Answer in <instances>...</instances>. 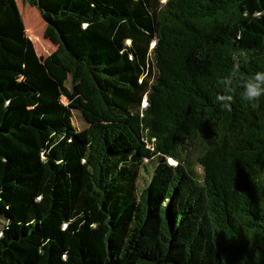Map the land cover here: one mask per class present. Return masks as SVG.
<instances>
[{
  "label": "trees",
  "instance_id": "obj_1",
  "mask_svg": "<svg viewBox=\"0 0 264 264\" xmlns=\"http://www.w3.org/2000/svg\"><path fill=\"white\" fill-rule=\"evenodd\" d=\"M24 1L89 127L0 0V264H264V0Z\"/></svg>",
  "mask_w": 264,
  "mask_h": 264
},
{
  "label": "rangeland",
  "instance_id": "obj_2",
  "mask_svg": "<svg viewBox=\"0 0 264 264\" xmlns=\"http://www.w3.org/2000/svg\"><path fill=\"white\" fill-rule=\"evenodd\" d=\"M16 1L18 3L19 10L24 21L26 35L32 41L36 53L44 63L49 75L54 78L60 85L61 100L71 109L74 122L78 130L81 132L88 130L89 124L87 123L81 108L82 97L80 92V80H73L68 70H63L52 63L51 56L55 52L56 46L44 36L46 23L40 16L38 9L34 5H30L24 0ZM134 134L139 136L138 140L140 142L144 141L147 149V152L145 154L149 155L145 156L144 159L149 158L151 155V148L149 147L150 145L146 143V138H144L143 134L140 135V131H135ZM197 143V140H192L188 143L186 142L183 147V152L189 153L191 165L193 166L197 174H201L202 169L196 162V154L198 153L199 149V145ZM169 162L176 163L172 159H169ZM147 172H152V166L149 167ZM147 172L142 171L141 175H139L138 187L145 185L148 181L149 175ZM2 220L3 219L0 218V232L5 224Z\"/></svg>",
  "mask_w": 264,
  "mask_h": 264
},
{
  "label": "clouds",
  "instance_id": "obj_3",
  "mask_svg": "<svg viewBox=\"0 0 264 264\" xmlns=\"http://www.w3.org/2000/svg\"><path fill=\"white\" fill-rule=\"evenodd\" d=\"M240 70L239 62L235 63L232 68V73L230 76L225 77L221 80V84L228 90L232 88V79L235 77L236 73ZM240 87L242 91L240 96L242 100L247 102L253 109L259 107L260 98L264 97V71H257L248 75L246 78L242 79L240 82ZM218 102H222V106L227 101L232 100L231 95H218L216 97Z\"/></svg>",
  "mask_w": 264,
  "mask_h": 264
}]
</instances>
